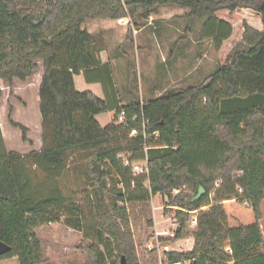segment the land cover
<instances>
[{"label": "trees", "instance_id": "1", "mask_svg": "<svg viewBox=\"0 0 264 264\" xmlns=\"http://www.w3.org/2000/svg\"><path fill=\"white\" fill-rule=\"evenodd\" d=\"M160 5L188 8L186 35L197 45L211 41L216 50L234 32L231 23L219 18L222 10L251 9L264 27V0H0L4 86L26 82L40 62L44 70L41 151L27 158L10 153L0 126V241L11 247L0 261L17 257L20 264H43L37 230L65 218L68 227L83 233L84 242L96 239V244L81 245L90 264H122L123 258L125 264H141L127 205L162 195L170 200L167 210L177 208V240L194 239L191 250L168 253V263L264 264V29L245 24L241 41L200 84L153 100L113 105L91 91L77 90L76 76L102 66L99 41L84 24L132 22L137 14L149 18ZM109 75L112 79L111 71ZM122 110L129 119L138 116V124L147 120L148 133L160 134L158 140L150 139L147 152L143 138H131L117 122ZM110 111L115 118L103 127L97 117ZM12 126L28 140L27 127ZM89 150V181L95 188L87 203L93 204L94 196L105 208L103 195L111 198V209L95 215L91 236L83 207L57 186L39 196L30 172L34 166L63 169L68 155ZM125 158L147 161L149 176H135L123 165ZM109 175L117 178L111 188L105 183ZM201 188L206 195L192 203ZM194 211L197 226L190 233Z\"/></svg>", "mask_w": 264, "mask_h": 264}, {"label": "rangeland", "instance_id": "2", "mask_svg": "<svg viewBox=\"0 0 264 264\" xmlns=\"http://www.w3.org/2000/svg\"><path fill=\"white\" fill-rule=\"evenodd\" d=\"M188 10L175 5H160L155 7L149 18L144 14H137L132 19L131 23H134L135 27L147 25L143 40L148 39V42L143 41V48L139 50L135 44L134 48H129L131 43H126L129 54L119 68L114 67L113 81L117 90L124 92L123 94L132 91L138 94L139 100L146 102L155 96H164L171 91L198 85L226 61L232 48L241 41L245 24L258 30L264 29L260 16L251 9H237L233 13L222 10L218 13L219 18L231 23L234 32L232 37L225 41L219 50H216L211 41L197 45L191 36L186 35L184 15ZM100 25H102L100 28H108V24ZM110 27H115V24ZM84 28L90 29L88 22L85 23ZM100 28L96 30V35L102 33ZM154 36L158 41L156 38V41L151 40ZM106 39L109 41L108 48L112 49L115 36L107 34ZM127 40L129 41L128 35ZM118 49L119 47L114 51L117 53ZM163 59L166 60L162 61ZM42 71L43 66L40 62L35 75L26 82L16 81L12 89L5 87L4 84L0 86L2 92L0 126L6 147L10 153H17L26 158L42 149V118L38 93ZM165 80L168 83H165ZM97 89L89 87L88 90L96 92ZM115 114V111L101 114L98 118L100 124L105 127L109 122H113ZM12 122L29 129L27 141L23 140L22 131L12 126ZM92 154L93 151L89 150L68 155L67 166L63 169L53 168L48 171L44 167L34 166L30 170L34 177L33 190L36 194L44 195L49 189L57 186L66 197L83 207L87 217L86 231L90 236L93 233L91 224L95 215H104L108 209H111V198L106 193L103 195L105 208L97 204L94 196L90 198L93 204L87 203V196L93 195L95 188V182L89 181L88 173ZM116 180L114 175H109L105 178L106 186L113 187ZM213 199L212 195L207 203ZM169 202L167 196L157 195L148 203L127 205L141 264H158L157 256L154 252V254L150 252L148 244L154 243L153 245L157 246V234L163 236L166 231L173 229L177 208L167 210ZM206 209H209V206L202 208V210ZM262 213L261 225L264 232V201ZM65 221V218H62L58 223H46L37 230L45 255L43 264H90L81 245L96 244V239L92 238L84 242L83 233L68 227ZM192 231L193 229L190 233ZM193 243L192 237H187L176 243L174 248L180 250L179 252L189 251L188 248Z\"/></svg>", "mask_w": 264, "mask_h": 264}, {"label": "crops", "instance_id": "3", "mask_svg": "<svg viewBox=\"0 0 264 264\" xmlns=\"http://www.w3.org/2000/svg\"><path fill=\"white\" fill-rule=\"evenodd\" d=\"M88 23L90 25V29L89 30L87 29L88 32L92 34L93 36L97 37L99 41L100 49H102L100 52L101 65L103 66L107 64V67L100 66L99 69L88 71L86 73H81L80 75L76 76L75 82H76L77 90L80 92H86V91L92 92V90H88L89 87H92V88L95 87L98 89L101 88V90L97 89L96 92H93L100 99L104 101H109L113 105L116 103H119L120 105L130 104L133 100L138 99L139 96L138 94H134L132 91L128 92L127 94L126 93L123 94L124 92L122 93V91L117 90V88L114 86V81H113L114 67L117 66L119 68L120 64L124 62V58L127 57V55L129 54V50L126 45L127 42L131 43L129 48H134L135 46L138 50L141 47L143 48L142 42L146 40V39L143 40V33L147 29V25H144V26L138 25L135 27L133 25L134 23H131L128 18H124L120 20L100 19V20H95V21H89ZM100 24H108V28H100V26H102ZM113 24H115V27H110V25H113ZM150 24L151 23H149V25ZM98 28H100L99 30L102 31V33H100L99 35H96L97 33L96 30H98ZM128 33H130L129 41L127 40ZM102 34H104L105 36L104 35L100 36ZM107 34L115 36V40L113 42L114 47L112 49L108 48L109 41H107L108 39H106ZM155 38L157 39V37L154 36L153 38H151V40L154 39V41H156ZM146 42H148V39L146 40ZM117 47H119V49L116 53L114 50L117 49ZM165 60L166 59H163L162 61H165ZM110 71L112 73V79L109 78ZM100 73H103V76H99ZM41 74L42 75L40 77V82L38 85V89H39L38 93L40 91L42 79L44 76V70L42 71ZM165 83H168V82L165 80ZM2 84L4 83L0 79V86ZM160 96H155L151 100L156 99ZM141 101H144V100L141 99ZM100 115H98L97 119L99 118ZM111 122H109L107 125H109ZM261 221H263V218ZM261 228H262V225H261ZM262 232H263V228H262ZM263 235H264V232H263ZM0 264H20V262H19V259L15 257V258L8 259V260H2L0 261Z\"/></svg>", "mask_w": 264, "mask_h": 264}, {"label": "built area", "instance_id": "4", "mask_svg": "<svg viewBox=\"0 0 264 264\" xmlns=\"http://www.w3.org/2000/svg\"><path fill=\"white\" fill-rule=\"evenodd\" d=\"M117 122L130 131L131 138H143L145 142L144 150L146 152L150 149V146L148 145V142L150 141V139L158 140L160 138V134L158 132H154L152 134L147 132V127H148L147 120L143 119L141 123L138 124V116L135 115L131 119H129L127 117V113L125 110H122L118 114ZM123 165L131 168L135 176H149V167H148L147 161L131 162L129 159L125 158L123 160ZM178 192L179 190H176L174 194H177ZM191 213L194 215V218L191 221L190 228L194 230L197 226L198 211H194ZM173 226H174L173 229L171 231H166L165 235L161 236L159 235V233L157 234V246H154L153 245L154 243L148 244V249H150V252L151 253L154 252L156 254L158 264H170L167 261L166 255L174 251H180L174 248V245L180 242V240H177L179 226L176 220ZM192 247L193 245L190 248H188V250H191ZM181 264H189V263L184 262Z\"/></svg>", "mask_w": 264, "mask_h": 264}, {"label": "water", "instance_id": "5", "mask_svg": "<svg viewBox=\"0 0 264 264\" xmlns=\"http://www.w3.org/2000/svg\"><path fill=\"white\" fill-rule=\"evenodd\" d=\"M205 195H206V191L203 188H201L197 193V195L192 199V203L199 201ZM10 251H11V247L0 241V256L5 255ZM122 264H125L124 258L122 259Z\"/></svg>", "mask_w": 264, "mask_h": 264}]
</instances>
